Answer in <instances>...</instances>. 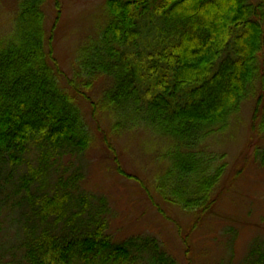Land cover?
<instances>
[{
  "label": "trees",
  "instance_id": "16d2710c",
  "mask_svg": "<svg viewBox=\"0 0 264 264\" xmlns=\"http://www.w3.org/2000/svg\"><path fill=\"white\" fill-rule=\"evenodd\" d=\"M46 1L19 0L14 30L0 40V217L14 199L11 168L28 165L19 201L29 204L24 224H32L23 226L19 264H178L155 237L116 242L104 200L99 211L87 199L74 202L83 169L55 184L52 176L65 157L74 162L93 147L86 102L93 113H113V133L145 126L172 139L156 192L190 213L209 209L227 165L198 147L226 128L257 83L252 130L264 136V2L107 0V22L67 79L54 58ZM103 76L111 84L94 101L89 93ZM251 251L246 264H264V244Z\"/></svg>",
  "mask_w": 264,
  "mask_h": 264
},
{
  "label": "rangeland",
  "instance_id": "374dc122",
  "mask_svg": "<svg viewBox=\"0 0 264 264\" xmlns=\"http://www.w3.org/2000/svg\"><path fill=\"white\" fill-rule=\"evenodd\" d=\"M106 1H46L44 8L47 29L53 36L54 58L67 79L74 77L80 49L99 35L108 20ZM18 10L19 0H0V40L14 30ZM110 84L111 79L100 78L89 93L92 100L100 101ZM260 89L257 83L255 92L244 101L226 128L209 136L198 147L207 155H223L220 164L227 165L224 183L216 191L218 198L209 209L190 213L169 204L156 192V177L170 164L163 154L171 148L172 139L161 137L145 126L113 133L116 120L113 113L98 107L93 113L86 102L82 106L95 136L93 147L74 162L70 157L58 162L52 180L55 184L61 175L68 179L83 169L82 179L71 190L72 200L79 204V199H87L91 211L100 210L104 200L108 206L107 231L116 242L152 236L178 264H246L253 247L264 244V164L260 159L264 153V136L252 130ZM26 157L38 164L35 154ZM11 170L13 176L7 177L14 199L11 208L3 210L0 217L3 220L0 264L21 262L25 255L20 243L23 226L32 224H24L29 204L26 200L19 201L24 199L21 178L28 175V165L22 163ZM0 173L4 175L1 166ZM15 189L22 191L15 194ZM31 190L34 202L38 201L39 189L32 186Z\"/></svg>",
  "mask_w": 264,
  "mask_h": 264
}]
</instances>
